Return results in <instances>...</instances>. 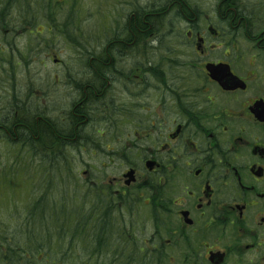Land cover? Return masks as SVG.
Instances as JSON below:
<instances>
[{
    "label": "flooded vegetation",
    "instance_id": "flooded-vegetation-1",
    "mask_svg": "<svg viewBox=\"0 0 264 264\" xmlns=\"http://www.w3.org/2000/svg\"><path fill=\"white\" fill-rule=\"evenodd\" d=\"M127 9L71 47L69 32L54 37L52 6L0 0V148L77 140L89 163L119 152L115 175L86 165L78 196L84 214L110 220L112 264H264V0ZM49 57L66 75L38 87L31 74Z\"/></svg>",
    "mask_w": 264,
    "mask_h": 264
},
{
    "label": "trees",
    "instance_id": "trees-1",
    "mask_svg": "<svg viewBox=\"0 0 264 264\" xmlns=\"http://www.w3.org/2000/svg\"><path fill=\"white\" fill-rule=\"evenodd\" d=\"M48 1L53 2L50 5ZM57 1L38 0V7L51 11L52 6L53 14L50 18L54 37L60 39L69 32L71 47H77L80 43L77 40L79 36L74 39L72 34L81 31L77 26L80 22L78 19L85 15L87 8L91 13L93 7H89L87 0H63V5ZM112 1L113 3L109 4L110 15H107L106 11L101 12V19L104 18L102 21L108 22V25L102 28L103 33L111 30V19L116 10V4ZM65 6L67 13H64ZM136 8L139 12L144 9L141 6ZM155 10L156 7L150 5L149 11ZM84 51L88 52V49L84 48ZM49 139L44 137L37 140L38 145L49 144ZM79 145L80 141L76 140L65 143L64 149L55 144L54 147L61 150L53 149L54 151L46 148L39 151L0 148V151H10L12 159L7 160V155L5 160L0 161V195L8 192V184L11 185L17 172H20L24 179L22 182L25 189L29 190L33 187V178L29 173L31 165L34 163L41 169L37 171L39 184L34 189L39 192L38 195L33 196L35 192L30 190L21 201L11 197L10 193L5 198L9 201V209L14 208L10 203L19 209H15L14 215L6 219L10 224L4 223V219L0 220V264H112L110 252H113L116 232L111 230L110 217H105L109 221L105 226H100L99 223L103 224V220L92 214H84L79 204L78 196L82 182L74 159L76 154L84 153L79 150ZM85 155L90 156V153L86 152ZM5 199H0V210ZM26 199L27 203L24 202Z\"/></svg>",
    "mask_w": 264,
    "mask_h": 264
},
{
    "label": "rangeland",
    "instance_id": "rangeland-1",
    "mask_svg": "<svg viewBox=\"0 0 264 264\" xmlns=\"http://www.w3.org/2000/svg\"><path fill=\"white\" fill-rule=\"evenodd\" d=\"M87 1L89 2V7H93V11L90 13L89 9L87 8V10L85 12V15L81 16L78 19V21H80V22L78 23L77 26L80 27L81 31H83V32L94 31L96 26L100 25L99 20H100V17H101V12H105L106 11V14L110 15L109 11L111 9L109 7V4L111 5L113 3L112 0H87ZM87 1L85 2L86 5H87ZM131 1H134V3L138 2L139 5H140L142 0H114V2L116 4V12H117L118 16H121V15L129 13V9H127V7L130 5L129 3H131ZM147 1H149V2L156 1L157 2L159 0H147ZM111 15L113 16L114 13L111 14ZM103 19L104 18L102 17L101 21ZM111 22H112V19H111ZM107 25H108V22L106 20L102 21V26L103 27H105ZM89 40H90V42H88V40H87L86 44H88V46H90V47L96 48V46L94 44V40L92 38L89 39ZM69 52L72 53L73 49L71 48ZM62 57H63V53H62ZM47 63L49 64V68L47 70L41 71L39 68H37V70L34 73V75H33V72L31 74L33 79H35V78L37 79L38 87H40L42 84H46V83L51 84L52 83L51 82L52 75L55 76V79H57V80L59 79V81H61L63 79L62 77H65V75H66V73L65 74L63 73L64 71H59L60 67H58V68L51 67V58L50 57H49V60H47ZM66 70H69V73L71 75V79H78V78L80 79L81 73H79V71L81 69H80L79 64L76 61L75 55H72V58H70V61L68 63V67L66 68ZM24 74L26 75V71L24 72ZM58 83H60V82H58ZM84 154H85V152H84ZM102 154L103 155L107 154L108 157L101 158L100 161L101 162H108V160H109V158L111 156V153L110 152H105V153H102ZM7 155H8V159L7 160H11L12 161L10 151H7V152L6 151H0V161L5 160V158H7ZM74 159H75V162H76L75 164L77 165L76 169H78V171H79L80 165L77 164V163H79L81 161V155L76 154ZM114 167H115V165L113 166V168ZM38 170H41L40 167H38V165L33 163L31 165V167H30V172H29L31 174L32 178H33V187L30 188L29 190L25 189L24 182H22L24 179L21 176L20 172H17L16 177L13 179V182H11V185L8 184V187H9L8 188V192L6 194L2 193V195H0V199L1 198L5 199L7 197V195H8V193H10L11 197L17 198V199H19V201H21V200H23L25 198V194L28 191H30V190H32V192H35V193H33V196L38 195L39 192L38 191H34V189H36V187L39 184V181H38L39 175L37 173ZM78 174H79V172H78ZM21 186H22V188H21ZM36 192H38V193H36ZM28 198L29 197H27V199ZM27 199L24 202L27 203ZM8 202L9 201L7 199L3 200L4 206H2V208H1L2 210H0V220H2V221L5 220L6 222H4V223H7V224L9 223L10 224L11 222L7 221L6 219H8L9 217L13 216L14 215L13 211L15 209H19V208L15 207V206H12L10 204V206L14 207V208H12L13 210L9 209L8 208ZM23 204H22V207H23ZM20 209H21V206H20ZM17 211H20V210H17ZM21 212H22V210H21Z\"/></svg>",
    "mask_w": 264,
    "mask_h": 264
},
{
    "label": "water",
    "instance_id": "water-1",
    "mask_svg": "<svg viewBox=\"0 0 264 264\" xmlns=\"http://www.w3.org/2000/svg\"><path fill=\"white\" fill-rule=\"evenodd\" d=\"M210 71H212V74H214V71L213 69H210ZM214 76V75H213ZM216 80L219 81V83L223 86V87H227L228 86V82L227 81H224L225 79H218L215 77Z\"/></svg>",
    "mask_w": 264,
    "mask_h": 264
},
{
    "label": "bare ground",
    "instance_id": "bare-ground-1",
    "mask_svg": "<svg viewBox=\"0 0 264 264\" xmlns=\"http://www.w3.org/2000/svg\"><path fill=\"white\" fill-rule=\"evenodd\" d=\"M73 35V34H72ZM42 136V135H41ZM43 139V138H42ZM24 142H26V143H29V141L27 140V139H24Z\"/></svg>",
    "mask_w": 264,
    "mask_h": 264
}]
</instances>
